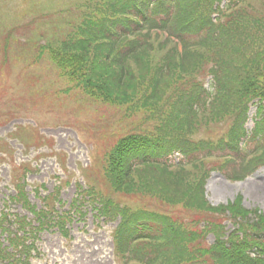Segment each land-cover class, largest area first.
<instances>
[{"label":"trees","instance_id":"obj_1","mask_svg":"<svg viewBox=\"0 0 264 264\" xmlns=\"http://www.w3.org/2000/svg\"><path fill=\"white\" fill-rule=\"evenodd\" d=\"M81 6L69 32L42 35L36 57L48 55L68 79L67 90L127 121L99 138L108 141L93 163L104 188L82 191L107 221L120 219L114 239L125 264H264V214L244 207L242 196L214 206L206 195L212 171L237 181L264 165V0H86ZM6 28L0 27V42L8 47L14 28ZM255 101L257 118L248 131ZM221 123L228 129L215 138ZM13 168L23 172L14 174L9 201L39 225L8 204L1 209L0 264L21 262L18 255L35 248L26 243L28 233L67 231L70 217L30 200L31 163Z\"/></svg>","mask_w":264,"mask_h":264},{"label":"rangeland","instance_id":"obj_2","mask_svg":"<svg viewBox=\"0 0 264 264\" xmlns=\"http://www.w3.org/2000/svg\"><path fill=\"white\" fill-rule=\"evenodd\" d=\"M84 2L86 0H3L0 3V27L3 29L7 25L5 33L17 27V31H12L7 50L0 42V143L3 140L10 141L16 149L17 159L33 161V165L39 169L29 176L28 190L32 201L36 203H39V199L32 191L34 187H40L43 194L52 192L55 185L59 184L60 175L63 176V182L70 173L72 176V182L65 184L62 189L61 198L66 206L78 193V181L87 184L90 179L94 186L103 189L96 163L91 167L93 158L108 142L103 143L99 139L101 132L106 124L108 128L104 131L115 132L119 128L118 123L123 126L127 123L121 119V113L110 106L90 101L82 106L85 102L74 91L62 92L68 86L67 78L60 76V70L48 58L34 60L32 56L40 48V42L46 40L41 34L57 39L72 29V24L78 21L83 12L84 7L81 5ZM39 11L40 16L35 21ZM29 21V26L23 28ZM4 62L7 63L4 65ZM256 109V105L250 108L248 128L253 126ZM113 123L115 127L110 126ZM23 124L25 127L18 134L28 142L32 143L41 131L46 140L42 139L40 145L51 140L49 144L53 146H34L31 149L27 146L28 150H25L22 145L25 139L12 138L15 136L13 131ZM221 125L215 138L222 137L228 128L227 123ZM201 137L206 136L202 134ZM2 158L0 209L8 195L13 194L11 175L21 173V170H13L10 157L5 155ZM224 175L216 171L208 180L207 195L212 204L227 203L241 195L244 207L258 208L264 214V167L242 182H231ZM43 184L45 187H41ZM11 209L27 213L14 203ZM114 226L98 221L89 206L86 217H78L71 223L69 236H61L55 231L40 234L37 242L41 254L32 264H123L113 253ZM229 228L233 229L231 224ZM209 237L213 241V236Z\"/></svg>","mask_w":264,"mask_h":264}]
</instances>
